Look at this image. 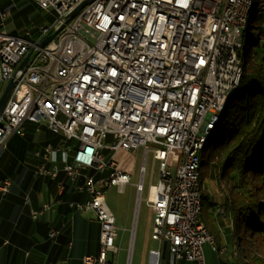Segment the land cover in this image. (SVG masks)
<instances>
[{
  "label": "built area",
  "instance_id": "obj_1",
  "mask_svg": "<svg viewBox=\"0 0 264 264\" xmlns=\"http://www.w3.org/2000/svg\"><path fill=\"white\" fill-rule=\"evenodd\" d=\"M32 1L49 12L51 23L32 24L23 35L0 26L2 87L16 78L0 112V148L11 134L23 135L26 122L60 136L56 145L36 150V173L56 177L62 171L85 193V200L69 205L98 220L96 262L104 264L106 251L116 249L115 216L105 192L111 186L122 191L131 180L113 154L143 147L135 189L139 200L151 154L145 201L154 213L150 236L160 242L149 251L148 264H159L162 244L176 259L205 264L203 244L209 240L193 202L198 141L233 87L235 37L248 0H90L42 47L35 46L21 73L17 66L30 47L82 0ZM6 17L0 9V25ZM54 150L69 156L61 166L48 163ZM8 184L5 179L0 190ZM47 207L32 209L31 217Z\"/></svg>",
  "mask_w": 264,
  "mask_h": 264
},
{
  "label": "crops",
  "instance_id": "obj_2",
  "mask_svg": "<svg viewBox=\"0 0 264 264\" xmlns=\"http://www.w3.org/2000/svg\"><path fill=\"white\" fill-rule=\"evenodd\" d=\"M59 140L44 124L26 122L24 134H11L0 148V184L9 181L7 190H0V264H98L100 224L92 212L69 205L85 200V193L77 191L75 180L62 171L56 177L36 173L40 162L36 150ZM68 158L62 150H54L48 163L61 166ZM45 203L48 207L37 218L31 217V210ZM133 222L121 234L116 226V249L106 251L104 264H148L149 251L160 242L154 240L146 247L136 243ZM87 256L93 260L85 261ZM189 263L174 258L162 244L159 264Z\"/></svg>",
  "mask_w": 264,
  "mask_h": 264
},
{
  "label": "trees",
  "instance_id": "obj_3",
  "mask_svg": "<svg viewBox=\"0 0 264 264\" xmlns=\"http://www.w3.org/2000/svg\"><path fill=\"white\" fill-rule=\"evenodd\" d=\"M0 8L9 10V19L13 23L10 33L15 35L24 34L27 26L23 27L22 19L39 9L31 0H0ZM256 18L260 37L255 42V48L250 49L239 83V87H244L245 91L239 95L236 91L233 95L236 98L230 106L227 102V108L219 119L221 124L218 126V121L201 150L199 181L202 197L199 216L205 227L213 232L214 217L203 210L210 207L211 199L202 187V180L209 173L210 166L216 171L220 168L225 170L231 179L236 178L234 187L240 190L225 204V216L236 233L249 231L247 235L254 239L259 251V246L264 244V16ZM52 19L47 15L46 24L51 23ZM212 138L214 145L204 158L208 141ZM215 237L218 241V236Z\"/></svg>",
  "mask_w": 264,
  "mask_h": 264
},
{
  "label": "rangeland",
  "instance_id": "obj_4",
  "mask_svg": "<svg viewBox=\"0 0 264 264\" xmlns=\"http://www.w3.org/2000/svg\"><path fill=\"white\" fill-rule=\"evenodd\" d=\"M2 11L6 12L7 17L3 21L4 24L0 26L9 32L10 29L13 28L12 20L9 19L10 13L8 9ZM33 15L34 17H32ZM47 15L51 16L48 11L39 8L34 11L32 15L22 19V25H25L23 27L27 26V28L32 24L45 25L47 23ZM248 17L250 19L249 23L247 27L242 30L240 37L241 44L244 45V51L252 49L253 47L255 48V42L257 41L260 30L256 22L257 16L255 13L253 14V11H250ZM33 30H35V28ZM248 39L250 40L249 42H247ZM1 87L2 84L0 82V89ZM243 91H245V88L239 87L237 95L241 94ZM235 98L236 96H232L229 99L228 106L234 102ZM220 124L221 120L219 121L218 126ZM70 143L76 144V141L71 140ZM213 145L214 139L212 138L208 141L204 158L207 157ZM141 148L135 153L119 149L113 154V158L119 163V166L131 175V180L129 184L124 186L122 191H118L115 186L109 187L105 192V200L116 217V226L119 228L118 234H121L123 232L122 229L128 225L130 226L134 221L132 226L135 236L134 241L138 244L142 242V245L146 247L152 242L154 243V240H152L150 236L154 213L145 201L146 188L149 182L152 166V158L151 154L147 156L143 191L141 199L137 200L135 183L139 179V166L142 161ZM176 155L177 152L173 151L170 157L171 161L173 160V163L175 162ZM214 160L217 161V158ZM208 172V174H205L203 177L202 187L209 193L211 203L209 208H203V210H205V213L210 212V214L214 217L213 232L208 228L207 229L213 237L214 243L216 247H218V251L213 249L209 242H205L203 244L206 264H226L223 260V256L226 259L234 260V262L237 261L240 264L242 262L244 264H264V244H261L259 246L260 250L257 251V243L253 241L254 239L251 236L247 235L249 231L236 233L233 230V225L230 220L225 216V204L230 201V198L233 194H235V192H240L238 187H234V185L237 184L236 178L231 179V177L225 173V170L220 168L219 171H216L213 166H210V170H208ZM157 176L158 172L156 170V166H154L152 182H156ZM252 182L256 181L253 180ZM212 207H214V209H211ZM215 235L218 236V241H216Z\"/></svg>",
  "mask_w": 264,
  "mask_h": 264
},
{
  "label": "bare ground",
  "instance_id": "obj_5",
  "mask_svg": "<svg viewBox=\"0 0 264 264\" xmlns=\"http://www.w3.org/2000/svg\"><path fill=\"white\" fill-rule=\"evenodd\" d=\"M250 11H253V14L255 13L256 16H264V0H248V2L242 3V13H241V27L237 31V36L235 37V47H234V61L232 63V71H231V86H233L230 89H226L225 92V98L222 100V103L214 109L213 113V121L209 127H206L204 132L202 133L199 141H198V149L199 152L197 154V160L194 166V178H193V185L195 187V190L193 192V202L195 204L197 218H198V225L200 229L203 230L205 237L209 240V243L211 244V247L218 251V247H216L213 237L211 236L208 229L205 227L203 221L201 220L199 214L201 211V197H202V191L200 186V162L203 154L201 153V150L204 146L205 141L211 134V132L215 129L221 114L226 110L227 102L229 98L236 94L237 87L240 82V78L244 69V66L246 64V61L248 59L250 49H247L244 51L243 47L244 45L241 44V33L244 28L247 27V23L249 20V13ZM260 37V35H259ZM117 162V161H116ZM118 163V162H117ZM119 165V163H118ZM120 167V166H119ZM220 252V250H219Z\"/></svg>",
  "mask_w": 264,
  "mask_h": 264
},
{
  "label": "water",
  "instance_id": "obj_6",
  "mask_svg": "<svg viewBox=\"0 0 264 264\" xmlns=\"http://www.w3.org/2000/svg\"><path fill=\"white\" fill-rule=\"evenodd\" d=\"M88 1H90V0H82L81 2H79V4H77L71 11H69L67 14H65L63 16L62 22L59 23V25L56 29L52 30L51 32L43 34L35 42V45L31 46L29 51L24 55L21 62L17 66V70L22 73L25 70L27 63L29 62V55L34 50L35 46L36 47H42L67 20L69 18H71L79 10V8H81ZM15 81H16V78L8 79L7 82L4 84L1 92H0V112L2 111L3 107L5 106L6 100H7L8 96L11 92V89H12ZM238 87H239V85H238Z\"/></svg>",
  "mask_w": 264,
  "mask_h": 264
}]
</instances>
